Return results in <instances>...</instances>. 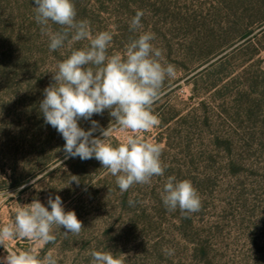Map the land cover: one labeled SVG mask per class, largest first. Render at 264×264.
<instances>
[{
    "label": "rangeland",
    "instance_id": "374dc122",
    "mask_svg": "<svg viewBox=\"0 0 264 264\" xmlns=\"http://www.w3.org/2000/svg\"><path fill=\"white\" fill-rule=\"evenodd\" d=\"M73 2L93 36L112 34L109 55L149 31L162 62L174 65L152 105L160 123L142 134L162 146L164 175L121 193L95 158H65V140L44 122L39 103L57 63L90 42L50 51L34 0H0V226L34 200L51 210L48 199L57 195L82 222L79 234L54 228L48 244L17 238L0 245V258L34 248L40 258L51 251L57 264H91L93 251L123 264H264V0ZM137 10L143 28L133 31ZM91 119L113 129L114 146L129 134L108 110ZM79 125L87 130L91 122ZM169 177L191 181L200 211L185 216L165 207Z\"/></svg>",
    "mask_w": 264,
    "mask_h": 264
},
{
    "label": "clouds",
    "instance_id": "9594fccd",
    "mask_svg": "<svg viewBox=\"0 0 264 264\" xmlns=\"http://www.w3.org/2000/svg\"><path fill=\"white\" fill-rule=\"evenodd\" d=\"M35 20L41 32L49 38V50L56 51L74 42L88 40V46L72 50L57 63L52 80L43 90L39 110L44 122L53 127L65 140V158L81 160L95 158L103 168L116 177L121 193L135 184H150L153 177L163 176L165 166L161 161L162 146L147 140L142 134L156 127L160 121L152 110L153 103L166 78L175 76V67L162 62V51L154 46L155 34L141 31L131 40L124 52L108 54L113 36L109 31L91 34L86 20H77L73 0H34ZM142 10H137L130 29L143 28ZM51 25H59L53 31ZM105 110L116 126L127 134L121 143L113 145L109 137L112 128H100L94 114ZM83 119L91 122L87 130L79 125ZM99 130V137L93 134ZM79 183L73 176L71 181ZM70 181V182H71ZM163 204L169 211L179 209L187 216L200 211L201 197L189 180L169 177L161 192ZM133 203V201H129ZM49 207L39 200L18 207L13 222L0 226V245L26 238L40 244L56 240L54 228L65 229L64 234H79L82 222L74 211H65L59 195L48 199ZM7 250V249H6ZM166 255L174 249L165 248ZM0 264H57L51 251L40 258L34 248L8 251ZM91 264H123L111 252H91Z\"/></svg>",
    "mask_w": 264,
    "mask_h": 264
}]
</instances>
